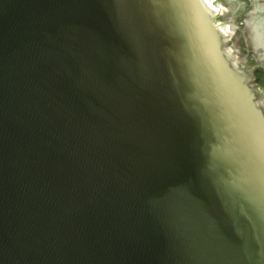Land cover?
I'll return each instance as SVG.
<instances>
[{"label": "water", "instance_id": "95a60500", "mask_svg": "<svg viewBox=\"0 0 264 264\" xmlns=\"http://www.w3.org/2000/svg\"><path fill=\"white\" fill-rule=\"evenodd\" d=\"M223 15L0 0V264H264V99Z\"/></svg>", "mask_w": 264, "mask_h": 264}, {"label": "rangeland", "instance_id": "374dc122", "mask_svg": "<svg viewBox=\"0 0 264 264\" xmlns=\"http://www.w3.org/2000/svg\"><path fill=\"white\" fill-rule=\"evenodd\" d=\"M211 1L213 2V0ZM217 3L218 4L216 5H218L219 9L224 12V15L222 16L224 23L232 25L233 37L230 38L229 45L236 47L237 53L240 56L241 69L243 70L247 61L251 59L252 61L250 62L257 63L258 66L264 70V65L260 64L259 56L256 54L252 45L251 41L253 40L254 34L249 28L250 25L258 24L259 21H263L264 13H257L259 11L254 12V7L258 4H264V2H253V0H230L229 6L227 7L222 2L217 1ZM261 41L263 42V39H261ZM258 97L264 99V92Z\"/></svg>", "mask_w": 264, "mask_h": 264}, {"label": "bare ground", "instance_id": "6f19581e", "mask_svg": "<svg viewBox=\"0 0 264 264\" xmlns=\"http://www.w3.org/2000/svg\"><path fill=\"white\" fill-rule=\"evenodd\" d=\"M204 3L210 12V15H212L213 17L217 16V14L219 12H221L219 7L213 5L211 0H204ZM259 7L262 8L263 6H259ZM256 9L260 10V8H256ZM224 28H225V30L227 32L226 34L229 36V38L233 37V31H232L230 25H228L227 23H224ZM249 28L251 29L252 33L254 34L253 40L251 41L252 45H253L257 55L259 56L260 60L264 63V17H263V21H259L258 24H252V25H250ZM261 39H263V42L261 41Z\"/></svg>", "mask_w": 264, "mask_h": 264}, {"label": "trees", "instance_id": "16d2710c", "mask_svg": "<svg viewBox=\"0 0 264 264\" xmlns=\"http://www.w3.org/2000/svg\"><path fill=\"white\" fill-rule=\"evenodd\" d=\"M218 21L224 22V19L220 17ZM243 70L247 74V82L256 88V95L258 96L259 92H264V70L257 67L254 62H248Z\"/></svg>", "mask_w": 264, "mask_h": 264}, {"label": "flooded vegetation", "instance_id": "af4514ba", "mask_svg": "<svg viewBox=\"0 0 264 264\" xmlns=\"http://www.w3.org/2000/svg\"><path fill=\"white\" fill-rule=\"evenodd\" d=\"M219 2H222V3H224V5L227 7V6H229V1L230 0H218ZM253 6V5H252ZM226 13V12H225ZM252 14H254V13H252ZM250 61H252L251 59H249L248 61H247V63H246V65L248 64V62H250ZM255 64H257V63H255ZM257 67H259L258 66V64H257ZM260 68V67H259ZM255 94H256V88H255ZM261 94H262V92H259L258 93V96H261Z\"/></svg>", "mask_w": 264, "mask_h": 264}]
</instances>
